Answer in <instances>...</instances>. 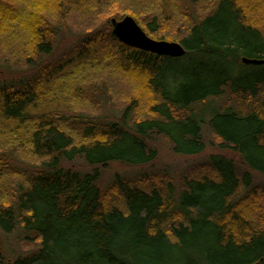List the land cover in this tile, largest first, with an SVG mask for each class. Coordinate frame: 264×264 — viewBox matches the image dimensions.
<instances>
[{
  "label": "trees",
  "instance_id": "obj_1",
  "mask_svg": "<svg viewBox=\"0 0 264 264\" xmlns=\"http://www.w3.org/2000/svg\"><path fill=\"white\" fill-rule=\"evenodd\" d=\"M126 16L185 54L119 41ZM242 58L264 61V0H0V233L30 248L8 262L0 240V264H264V63ZM108 78L120 118L71 107L113 104ZM205 130L246 171L212 155L178 189L145 173L97 186L111 163L154 164L158 138L201 154Z\"/></svg>",
  "mask_w": 264,
  "mask_h": 264
},
{
  "label": "rangeland",
  "instance_id": "obj_2",
  "mask_svg": "<svg viewBox=\"0 0 264 264\" xmlns=\"http://www.w3.org/2000/svg\"><path fill=\"white\" fill-rule=\"evenodd\" d=\"M22 9V8H21ZM81 35H77V33L71 32V34H65V36H61V38L58 40V43L55 47V52H53L52 56L48 58L50 61L53 60H60V55L67 54L69 52V46L70 44H74L75 42H78L80 40ZM155 40V39H154ZM158 40V39H157ZM160 41V40H159ZM167 42H172L170 40H162ZM69 45V46H68ZM47 59V60H48ZM25 70V69H23ZM19 71L16 74H25L28 71ZM15 76V74H14ZM6 78V77H5ZM109 81H107V84L109 88H112L113 91V97H112V103L108 104L104 103L102 109H100V112L97 111L96 105L91 104L90 101H85V103L81 102V99H73L71 100L72 105L71 107L76 108L77 112L84 113H90V114H96L101 116V112L103 111L102 117L104 118L107 116L109 119L120 118V111L118 110V106L120 105V101L124 99L123 94L120 90H118V87L116 86V82L113 81L111 78H108ZM78 105V106H77ZM77 106V107H76ZM71 108V109H73ZM99 113V114H98ZM203 140L205 141V149L204 151L196 156H183V155H177L171 152L170 145L166 140L162 138H158L157 140H154L152 145L157 150V159L151 166H145V167H130L121 165L120 163H111L107 168L100 169V179L98 181L97 186L101 189L107 188L113 180L119 176V178L135 181L138 178H140V174H155L159 178H163L164 180H171L172 183L175 185L176 189L179 188L181 179L189 174L191 170L195 168H199V166L202 167V165L207 164V159L209 156L212 155H223L227 159L231 160L235 166L238 168V171L240 174L242 172L246 171L245 167L241 164V160L239 156L228 149H221L218 146V140L211 136V133L208 130H205L203 132ZM19 159L15 161L14 163L18 166H22L23 168H30L31 166L34 167V165H31L30 161L22 160L19 162ZM75 168L82 172H89L92 168L86 166L81 161H78L75 163ZM252 176V184L255 186H263L264 185V177L259 176L257 174H251ZM248 190H240L237 198L244 195ZM235 198V199H237ZM0 240L2 244L3 253L6 256V261L13 262V260L17 257H22L25 255V253L30 249L28 248L29 242H24L23 245L20 239V236L13 232L12 235H3L0 233Z\"/></svg>",
  "mask_w": 264,
  "mask_h": 264
},
{
  "label": "water",
  "instance_id": "obj_3",
  "mask_svg": "<svg viewBox=\"0 0 264 264\" xmlns=\"http://www.w3.org/2000/svg\"><path fill=\"white\" fill-rule=\"evenodd\" d=\"M110 23L112 34L118 38L119 41L130 47L170 58L182 57L185 54V50L180 43L159 41L149 38V36L139 28L135 20L129 16L123 17L121 20L111 19ZM242 63L261 65L264 61L242 58Z\"/></svg>",
  "mask_w": 264,
  "mask_h": 264
}]
</instances>
